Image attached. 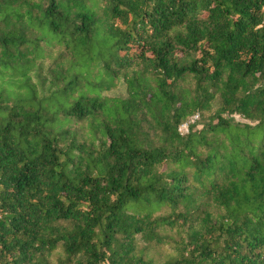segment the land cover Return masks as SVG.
I'll return each instance as SVG.
<instances>
[{
	"label": "trees",
	"instance_id": "16d2710c",
	"mask_svg": "<svg viewBox=\"0 0 264 264\" xmlns=\"http://www.w3.org/2000/svg\"><path fill=\"white\" fill-rule=\"evenodd\" d=\"M0 264H264V0H0Z\"/></svg>",
	"mask_w": 264,
	"mask_h": 264
},
{
	"label": "rangeland",
	"instance_id": "374dc122",
	"mask_svg": "<svg viewBox=\"0 0 264 264\" xmlns=\"http://www.w3.org/2000/svg\"><path fill=\"white\" fill-rule=\"evenodd\" d=\"M187 86H190V85L188 84ZM107 94L110 96H118V97H122V98L126 97L125 88L123 86H120V87H118V89L111 91ZM196 119H197V115L189 118L185 123L181 124L178 127V133L182 136L186 135L189 125H192L196 121ZM234 119H235V121H237L239 123H248V122L238 118L237 116H235ZM198 128H200V127H198Z\"/></svg>",
	"mask_w": 264,
	"mask_h": 264
}]
</instances>
